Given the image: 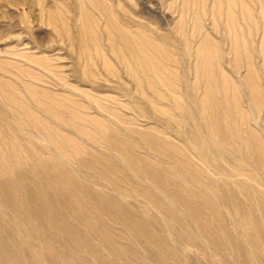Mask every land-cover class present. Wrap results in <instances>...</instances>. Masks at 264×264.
<instances>
[{
	"label": "rangeland",
	"instance_id": "1",
	"mask_svg": "<svg viewBox=\"0 0 264 264\" xmlns=\"http://www.w3.org/2000/svg\"><path fill=\"white\" fill-rule=\"evenodd\" d=\"M263 225L264 0H0V264H264Z\"/></svg>",
	"mask_w": 264,
	"mask_h": 264
},
{
	"label": "bare ground",
	"instance_id": "2",
	"mask_svg": "<svg viewBox=\"0 0 264 264\" xmlns=\"http://www.w3.org/2000/svg\"><path fill=\"white\" fill-rule=\"evenodd\" d=\"M141 40V39H140ZM12 93V92H11ZM16 94V93H15ZM28 95H30V97H31V95L32 94H28ZM20 96V95H19ZM18 96V97H19ZM34 96V95H33ZM35 97V96H34ZM11 100L12 101H14L15 100V102H16V105H19V107L22 109V110H24L25 109V107H26V105H25V99L24 100H19V99H16L15 97L14 98H12L11 97ZM15 105V106H16ZM18 108V107H17ZM15 109H16V107H15ZM20 109V110H21ZM19 111V110H18ZM23 112V111H22ZM33 115V114H32ZM24 117V116H23ZM34 117H36V116H34ZM31 120V119H30ZM38 120V119H37ZM32 121V120H31ZM34 122V121H33ZM38 122H41V121H38ZM38 122H35V123H37L38 124ZM29 123V122H28ZM42 123V122H41ZM34 124V123H33ZM36 124V125H37ZM39 125V124H38ZM112 138V137H111ZM112 139H116L117 141H121V140H119V139H117V137L116 136H114ZM58 140H60V139H58ZM59 143V142H58ZM167 153H168V151H167ZM169 155V154H168ZM167 155V156H168ZM171 155V154H170ZM144 162H145V164L144 165H141V171L145 174V175H147V176H149V177H151L153 180H155L156 181V184L158 183L159 185H165V184H170V183H168L169 182V179H167L166 177H164V175H160V173H159V170H158V165L156 166V163L155 164H153V163H151V164H149L148 163V161L147 160H145L144 159ZM161 173H162V171H160ZM60 184V183H59ZM172 185V184H171ZM161 187V186H160ZM175 193V192H174ZM173 196L175 197V198H177V199H179V200H182V198H181V196L180 195H178V194H173ZM210 199V198H209ZM214 201V200H213ZM212 201V202H213ZM203 202V201H202ZM78 203V202H77ZM211 203V202H210ZM215 205V204H214ZM187 206V205H186ZM212 206V205H211ZM188 208V212H189V215L191 216V217H193V218H197L199 215H198V213L194 210V209H192V207L191 206H188L187 207ZM214 209V208H213ZM42 211V210H41ZM128 212V211H127ZM86 213V212H85ZM123 213V212H122ZM116 215V214H115ZM126 216V215H125ZM130 218V217H129ZM126 219V218H125ZM127 221V220H126ZM100 223V222H99ZM139 223V222H138ZM128 224H129V227L131 228L132 227V229L134 230V231H136L137 233H139V235H144L143 234V231H142V229L141 228H138L139 227V224H138V226L135 224V221L134 220H129L128 221ZM203 224V223H202ZM144 225V224H143ZM128 226V225H127ZM264 226V225H263ZM143 228V227H142ZM204 228V230H207V226L205 227H203ZM210 228V227H209ZM69 229V228H68ZM131 230V229H130ZM133 232V231H132ZM106 237V236H105ZM157 240V239H156ZM110 241V240H109ZM109 241H108V243H109ZM107 243V244H108ZM111 243V242H110ZM109 245H111V244H109ZM108 245V246H109ZM85 246V245H84ZM112 246H115V245H112ZM116 247V246H115ZM121 248H123V247H121ZM88 249V248H87ZM116 249V248H115ZM124 249V248H123ZM165 250V249H164ZM115 251H118V250H115ZM120 251V250H119ZM126 251H128V250H126ZM122 252V251H121ZM115 254H116V252H115ZM101 257V256H100ZM58 258V257H57ZM162 262H163V260H161ZM161 262V263H162ZM12 264H18V262H15V261H12Z\"/></svg>",
	"mask_w": 264,
	"mask_h": 264
}]
</instances>
